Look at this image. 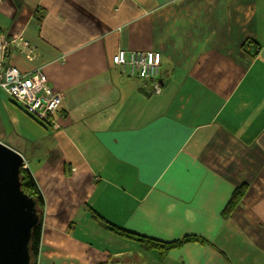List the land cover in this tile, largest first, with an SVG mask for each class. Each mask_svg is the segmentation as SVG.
<instances>
[{"label":"crops","instance_id":"obj_1","mask_svg":"<svg viewBox=\"0 0 264 264\" xmlns=\"http://www.w3.org/2000/svg\"><path fill=\"white\" fill-rule=\"evenodd\" d=\"M18 35L34 56L4 63L62 95L41 122L0 89V142L44 202L36 264H264V0H2ZM117 49L160 53L157 93Z\"/></svg>","mask_w":264,"mask_h":264},{"label":"built area","instance_id":"obj_2","mask_svg":"<svg viewBox=\"0 0 264 264\" xmlns=\"http://www.w3.org/2000/svg\"><path fill=\"white\" fill-rule=\"evenodd\" d=\"M2 0H0L1 2ZM18 46V53L28 61L34 56L35 49L21 35L8 41L0 36V89L16 102L27 114L41 122H51L62 95L51 89L43 71L34 68L28 72L4 63L5 54L11 44ZM160 53L154 50L126 51L117 49L111 63L121 74L153 81V91L160 90L157 77L160 66Z\"/></svg>","mask_w":264,"mask_h":264},{"label":"water","instance_id":"obj_3","mask_svg":"<svg viewBox=\"0 0 264 264\" xmlns=\"http://www.w3.org/2000/svg\"><path fill=\"white\" fill-rule=\"evenodd\" d=\"M23 165L22 156L0 142V264H30L28 242L39 217L21 189Z\"/></svg>","mask_w":264,"mask_h":264},{"label":"trees","instance_id":"obj_4","mask_svg":"<svg viewBox=\"0 0 264 264\" xmlns=\"http://www.w3.org/2000/svg\"><path fill=\"white\" fill-rule=\"evenodd\" d=\"M19 179L21 183V189L25 194H27L29 197L33 198L35 201V207H36V212L39 217V222L38 224L32 229L30 239L28 242V252H29V257H30V264H36L37 260V254H38V248H39V241H40V226H41V219H42V214H43V207H44V202L43 198L36 186V183L31 175V173L25 169L21 168L20 174H19ZM246 192V186L245 185H240L239 187L235 188L233 192L231 193L230 199L228 203L226 204L224 210H223V215L224 217H227L229 214H231V211L238 205V203L241 201L243 198L244 194ZM110 229L114 231L115 233L135 239L139 241V243L142 245L143 248L145 249H153L157 248L161 251H167L169 249L175 248L178 246L182 241H175V242H162V241H157L155 239L147 238V237H141L135 234H132L130 232H127L117 226H111ZM195 237H187L184 238V240H195Z\"/></svg>","mask_w":264,"mask_h":264}]
</instances>
